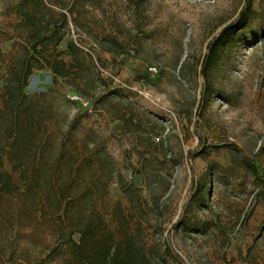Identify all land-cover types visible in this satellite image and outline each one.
Masks as SVG:
<instances>
[{
    "label": "rangeland",
    "instance_id": "374dc122",
    "mask_svg": "<svg viewBox=\"0 0 264 264\" xmlns=\"http://www.w3.org/2000/svg\"><path fill=\"white\" fill-rule=\"evenodd\" d=\"M83 1L82 11L106 14L99 32L115 33L116 15L127 45L123 55L103 51L69 22L58 48L73 40L100 59L107 96L97 105L70 99L74 92L58 79L66 119L49 126L54 148L47 159L61 157V168H69L84 140L89 159L82 168L106 174L89 195L106 232L128 238L124 249L143 246L152 264H264V0H252L243 27L213 49L206 78L203 57L245 0ZM30 6L0 0V75L19 52L17 12ZM151 66L157 74L148 73ZM52 79L49 69L35 68L24 91H46ZM3 163L11 169L7 156ZM130 185L136 189L126 194ZM2 207L12 227L0 224V264L45 256L54 244L45 228L32 222L27 231L25 212H12L10 200ZM65 255L59 250L45 264H60Z\"/></svg>",
    "mask_w": 264,
    "mask_h": 264
},
{
    "label": "trees",
    "instance_id": "16d2710c",
    "mask_svg": "<svg viewBox=\"0 0 264 264\" xmlns=\"http://www.w3.org/2000/svg\"><path fill=\"white\" fill-rule=\"evenodd\" d=\"M251 2L244 1L237 20L209 45L200 69L205 78L213 49L224 35L243 27ZM24 3L31 8L28 12H17L19 22L15 24L18 32L14 45L19 52L11 54L6 72L0 75V224L12 227L7 219L10 210L2 207V201L10 200L12 212L22 210L31 220L25 226L27 231H32V222H36L52 236L54 244L44 248L47 254L34 260L27 256V264H45L59 250L66 253L60 264H152L143 246L136 250L124 249L128 238H117L113 232H106L95 201L89 197L93 187L105 181L106 174L103 168H82L89 159L86 142L83 140L78 145L79 152L69 168H61V157L47 159L54 148L49 126L66 119L59 107L68 100L56 87L58 79H63L74 92L71 96L77 95L87 103L97 105L107 96L101 91L102 79L96 65L100 59H95L73 40L66 43L65 49L58 48L70 33L69 22L74 30L88 35L103 51L123 55L127 44L118 37L122 32L116 24V15L111 19L115 33H105L98 31L97 24L106 14L82 11L88 6L87 1L24 0ZM79 3L81 11L77 10ZM35 68L51 71L53 88L33 94L24 91ZM81 119L84 115L74 120ZM4 156L8 157L10 170L3 169ZM252 169L256 177V170ZM117 179L121 181L119 173ZM129 189L136 188L133 185L123 188L126 194ZM75 234H79L78 241L73 238ZM5 239L11 246L13 236Z\"/></svg>",
    "mask_w": 264,
    "mask_h": 264
},
{
    "label": "built area",
    "instance_id": "2783aa9c",
    "mask_svg": "<svg viewBox=\"0 0 264 264\" xmlns=\"http://www.w3.org/2000/svg\"><path fill=\"white\" fill-rule=\"evenodd\" d=\"M148 73L151 74V75H155L157 74L158 70L155 68V67H149L148 69ZM111 78L113 79V82L115 83H120L119 80H117V78L111 76ZM73 98V100H76V101H81V102H84L79 96L77 95H73L71 96V99Z\"/></svg>",
    "mask_w": 264,
    "mask_h": 264
}]
</instances>
